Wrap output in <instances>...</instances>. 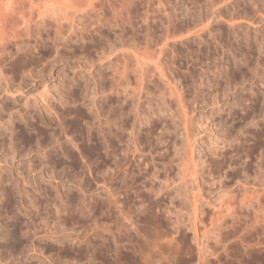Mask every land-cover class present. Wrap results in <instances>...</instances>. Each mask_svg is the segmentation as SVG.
<instances>
[{"label":"rangeland","instance_id":"rangeland-1","mask_svg":"<svg viewBox=\"0 0 264 264\" xmlns=\"http://www.w3.org/2000/svg\"><path fill=\"white\" fill-rule=\"evenodd\" d=\"M263 17L0 0V264H264Z\"/></svg>","mask_w":264,"mask_h":264},{"label":"bare ground","instance_id":"bare-ground-1","mask_svg":"<svg viewBox=\"0 0 264 264\" xmlns=\"http://www.w3.org/2000/svg\"><path fill=\"white\" fill-rule=\"evenodd\" d=\"M233 16V15H232ZM264 18V17H263ZM59 34V33H58ZM63 35V34H62ZM264 37V36H263ZM262 39V38H261ZM263 41V40H262ZM264 43V42H263ZM139 61V60H138ZM136 63H138V62H136ZM10 114V113H9ZM187 135V134H186ZM189 136V135H188ZM215 144V143H214ZM215 148V147H214Z\"/></svg>","mask_w":264,"mask_h":264}]
</instances>
